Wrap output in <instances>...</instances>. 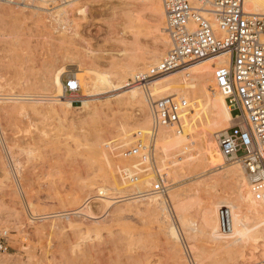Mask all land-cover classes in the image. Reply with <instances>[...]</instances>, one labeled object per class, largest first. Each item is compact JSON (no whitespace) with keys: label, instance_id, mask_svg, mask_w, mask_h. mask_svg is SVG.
<instances>
[{"label":"rangeland","instance_id":"obj_1","mask_svg":"<svg viewBox=\"0 0 264 264\" xmlns=\"http://www.w3.org/2000/svg\"><path fill=\"white\" fill-rule=\"evenodd\" d=\"M9 2H0V93L10 98L0 102V264H214L228 250L227 264H243L258 256L261 247L219 250L202 233L206 207L238 197L228 174L247 185L235 162L212 168L204 154L231 113L211 92L213 65L191 73L186 93H154L158 80H183V72L135 83L154 67L142 64L169 48L161 0H63L49 9ZM76 76L89 96L57 100ZM169 97L187 101V128L162 127L151 138L149 104ZM139 140L145 152L122 156ZM126 168L137 181L125 180ZM157 174L168 182L164 195L152 191Z\"/></svg>","mask_w":264,"mask_h":264},{"label":"built area","instance_id":"obj_2","mask_svg":"<svg viewBox=\"0 0 264 264\" xmlns=\"http://www.w3.org/2000/svg\"><path fill=\"white\" fill-rule=\"evenodd\" d=\"M3 1V0H0ZM54 8L63 0H33ZM169 48L145 79L180 72L206 60L224 56L212 67L211 92L221 95L234 114L231 126L215 137L223 160L236 162L243 170L254 200L264 204V15H249L244 0H161ZM65 93L79 91L76 78L64 84ZM0 93V102L5 99ZM188 109L181 97L150 102L151 129L154 137L162 127L181 130V117ZM140 135V132H139ZM139 140L122 156L139 155L146 150ZM147 160L150 153L142 154ZM125 180L137 178L134 170H122ZM132 176V179H131ZM169 190L164 176L157 174L152 191L164 195ZM218 231L232 230L230 209L217 211ZM264 264V262L262 263Z\"/></svg>","mask_w":264,"mask_h":264},{"label":"bare ground","instance_id":"obj_3","mask_svg":"<svg viewBox=\"0 0 264 264\" xmlns=\"http://www.w3.org/2000/svg\"><path fill=\"white\" fill-rule=\"evenodd\" d=\"M0 2L6 3V2H9V0H3ZM39 4H42V3H39ZM243 7H244V11L249 15H255V16H263L264 15V0H244ZM160 8H161V6L160 7L158 6L156 8V11L160 12L161 11ZM163 14H164V12H163ZM222 58H224V56L212 58V59L204 61V62H212V63H207L205 65L195 66V67H194V65H192V66L188 67L187 69L180 71V72H183V75H184L183 80H181L180 77H175L172 79L158 80L157 81V90L156 91L154 90V93H158V92L161 93L165 90L166 91L167 90L168 91H176V92L183 91V93H186V91H185L186 89H188L190 91L191 87L187 86V82L190 80L191 73L201 74L203 72L209 71L211 69V66L217 64V62H220L222 60ZM151 59H152V61H150V63L149 62L147 63L145 61L142 64L143 68L144 67L147 68L146 66L147 65L149 66V64H152V66L153 65L156 66L158 64V62H159L158 55L153 54L151 56ZM201 63H203V62H201ZM140 73L136 74L135 83L138 81L142 82V84H141L142 88L149 87L150 83L155 81L154 78H151L149 80L145 79L146 74L149 76V73H146V74H140ZM177 73H179V72H177ZM179 75H181V74H179ZM76 80L78 81V87H79L78 92H80V90H83V92L86 93L87 96H89L88 93L90 92V90L86 88L82 79L80 77H77ZM191 81H193V80L191 79ZM123 86L127 87V86H130V84L125 83V85H123ZM133 87H134V85H133ZM200 90L205 91L204 88L203 89L201 88ZM77 93H74V94H77ZM65 94L66 93L64 91V95L63 96L61 95V96H59L58 99L57 98L56 99L57 100L61 99L60 100L61 102H67ZM129 94H131L130 99L131 98L134 99V98L138 97V92H136V91H131V93H129ZM72 96H74V95H72ZM8 99H10V98H5L4 100H8ZM12 99L14 100V98H12ZM29 99L32 100L33 98L32 99L31 98H17V100H29ZM219 102L224 108L228 109L227 105L225 104L224 98L222 96H220ZM1 103H2V101H1ZM231 118H232V116L230 113L229 119H228L226 125L223 127L224 131L230 128L231 125L229 123H230ZM183 124H181V130L184 132L185 131L184 128H187V127L183 126ZM161 131H162V133H165V134L170 133V131H168V130H161ZM216 135L217 134H215L213 136L216 137ZM210 139L212 140L211 135H210ZM206 142H207V140H206ZM213 143L215 144V145L212 144L213 147L204 148L203 150H204L205 157L209 163V166L212 168H219V167H221V164L224 160H223L222 153L219 150L218 144L216 142H213ZM212 145L210 143L209 146H212ZM204 147H205V145H204ZM237 165L242 172L243 178L245 179L243 170L241 169L239 164H237ZM13 170H14V168H13ZM127 171H130L129 175H131V170L127 169ZM12 176H13L12 177L13 181H18L17 180L18 177H17V174L15 173V171H14V175H12ZM236 177H237V174L235 172H231L230 174H228L227 179L229 180L230 184L232 185L231 189L237 193L238 197L236 196L237 197L236 199H233V198L231 199L230 198L231 196H228V195L225 196L224 195L222 200L218 199L219 201L216 204L212 205L209 203L212 206L206 207V212L204 211L205 213L202 212V214H203L202 215L203 216L202 217L203 218L202 233H203V236L212 244V247L217 248L219 250H223L224 248L225 249L232 248L233 246L237 247V250L239 248H243L245 246H247V247L249 246L255 250H257L258 248L261 247L260 250L258 251V253H259L258 256L253 255L250 258V260H248L247 262H245V260H243V257L240 258V261L243 264H261L264 262V245H261L264 242V204L254 200V198L251 195L247 185L243 184V181H241L242 183L241 182L239 183L237 181ZM131 179H132V176H131ZM132 181L133 182L137 181V179L135 178ZM227 186H229V185H227ZM102 192H103V190H102ZM105 195H106V193H105ZM228 197L231 199V201ZM105 200H107V199H105ZM157 201H158V199L151 201V203H156ZM223 208L230 209L231 221H232L231 232L228 234H224V235L219 233L218 223H217V211L219 209H223ZM224 245H226V246L224 247ZM233 253H234V251H231V250H228L226 252L221 253V255L219 257V263H214V264H227L226 261L232 259L233 255H234Z\"/></svg>","mask_w":264,"mask_h":264}]
</instances>
